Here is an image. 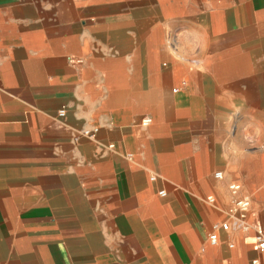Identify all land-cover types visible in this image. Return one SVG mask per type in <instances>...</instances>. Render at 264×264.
Returning a JSON list of instances; mask_svg holds the SVG:
<instances>
[{"label": "crops", "instance_id": "1", "mask_svg": "<svg viewBox=\"0 0 264 264\" xmlns=\"http://www.w3.org/2000/svg\"><path fill=\"white\" fill-rule=\"evenodd\" d=\"M255 221L264 0H0V264H264Z\"/></svg>", "mask_w": 264, "mask_h": 264}, {"label": "built area", "instance_id": "2", "mask_svg": "<svg viewBox=\"0 0 264 264\" xmlns=\"http://www.w3.org/2000/svg\"><path fill=\"white\" fill-rule=\"evenodd\" d=\"M59 116L62 117L64 115V109H61L59 111ZM150 122L149 118H144L141 120L142 125H147ZM82 135H91V131L85 130L82 132ZM214 176L216 178H221L222 173L220 171H217L214 173ZM229 188L232 192H236L239 189V185L237 184H230ZM160 194H164V191H160ZM207 200H212L211 197H207ZM250 208V202L248 199L245 198H238L234 200L233 207L231 208V211L238 213L240 219H244L249 211ZM240 226L244 229H247L249 227V224L241 222ZM221 228L223 230L228 229V223L223 222L220 225H214V229L216 228ZM252 228L254 230V239L252 243V248L259 252V253H264V223L260 221H255L252 223ZM209 239L212 243L216 242L217 235L215 232H213L210 236ZM251 264H260L259 261L256 259L252 260Z\"/></svg>", "mask_w": 264, "mask_h": 264}, {"label": "rangeland", "instance_id": "3", "mask_svg": "<svg viewBox=\"0 0 264 264\" xmlns=\"http://www.w3.org/2000/svg\"><path fill=\"white\" fill-rule=\"evenodd\" d=\"M168 19V21H171L172 23H177L180 22V25H195L196 26V45L199 50V48L203 44L204 36L208 35L210 32V25L214 23V19L217 18V16H212V15H198L195 17H185V16H180V17H165ZM230 18V23L231 25L237 24V17H229ZM240 19H243L244 17H239ZM248 18V17H247ZM251 18V17H249ZM239 22H242L239 21ZM195 23V24H193ZM230 25V26H231ZM184 38V39H183ZM181 39H183V42L185 46L188 45L189 37H188V32H183L181 31ZM192 40V34H191V39Z\"/></svg>", "mask_w": 264, "mask_h": 264}]
</instances>
